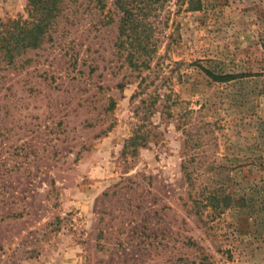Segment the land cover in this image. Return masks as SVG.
<instances>
[{"label": "rangeland", "instance_id": "374dc122", "mask_svg": "<svg viewBox=\"0 0 264 264\" xmlns=\"http://www.w3.org/2000/svg\"><path fill=\"white\" fill-rule=\"evenodd\" d=\"M104 1L0 63V264H263L264 0L153 3L137 70Z\"/></svg>", "mask_w": 264, "mask_h": 264}, {"label": "trees", "instance_id": "16d2710c", "mask_svg": "<svg viewBox=\"0 0 264 264\" xmlns=\"http://www.w3.org/2000/svg\"><path fill=\"white\" fill-rule=\"evenodd\" d=\"M67 1L76 6H83L82 11L86 14L90 9L88 8L89 3L98 6L99 9L106 6L104 0H27L28 19L15 18L7 19L4 22L0 21V63L12 64L14 58L22 51L37 48L59 16H63L65 19L69 18V14L61 15ZM158 1L162 0L108 1L109 5L119 13L117 35L113 45L118 52H125L123 59L131 69L148 67L153 43L148 41L147 31L150 29V23L146 22V16L153 10L152 4ZM75 13L77 10L73 9L72 17H75ZM82 18L87 20L86 23L89 26H95L97 23H103L106 18L110 19V15L99 13L97 18H87L86 15H83ZM79 20L75 19L74 21L77 23ZM79 28L82 27L79 26ZM116 86L122 87V84L117 83ZM140 140L142 137L137 134L132 135L123 145V151L127 149V146L134 147Z\"/></svg>", "mask_w": 264, "mask_h": 264}]
</instances>
